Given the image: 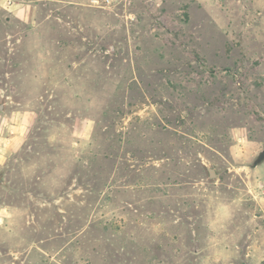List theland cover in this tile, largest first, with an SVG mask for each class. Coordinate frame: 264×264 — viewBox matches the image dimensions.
Returning a JSON list of instances; mask_svg holds the SVG:
<instances>
[{
    "label": "rangeland",
    "instance_id": "374dc122",
    "mask_svg": "<svg viewBox=\"0 0 264 264\" xmlns=\"http://www.w3.org/2000/svg\"><path fill=\"white\" fill-rule=\"evenodd\" d=\"M1 103L0 264H264V0H0Z\"/></svg>",
    "mask_w": 264,
    "mask_h": 264
},
{
    "label": "water",
    "instance_id": "95a60500",
    "mask_svg": "<svg viewBox=\"0 0 264 264\" xmlns=\"http://www.w3.org/2000/svg\"><path fill=\"white\" fill-rule=\"evenodd\" d=\"M4 104H0V109L3 108ZM264 162V148L259 152L257 158L254 161V167L262 164ZM208 173H209V177L211 179H215L217 177V172L215 170V168H213L212 166H209L208 168ZM0 182H1V178H0Z\"/></svg>",
    "mask_w": 264,
    "mask_h": 264
}]
</instances>
